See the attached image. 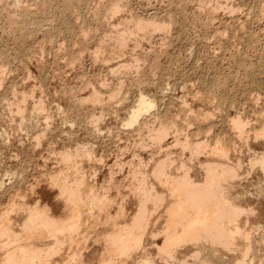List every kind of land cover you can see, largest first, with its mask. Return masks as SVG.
<instances>
[{"label": "bare ground", "instance_id": "1", "mask_svg": "<svg viewBox=\"0 0 264 264\" xmlns=\"http://www.w3.org/2000/svg\"><path fill=\"white\" fill-rule=\"evenodd\" d=\"M9 1L13 3L12 6L8 5L3 9L0 7V21L3 22L2 27L8 29L11 35L14 36L13 33L16 32L14 36L16 40L25 42L28 36L31 37L32 34L42 30L46 20L55 23L53 30H49L50 34L54 32L64 34L71 42L79 34L87 38L95 31L89 26L87 28L85 21H81L84 11L90 9L89 0H34V10L29 9L32 5L24 6V0ZM3 2L5 0H0V4ZM190 2L191 0H181V4L178 5L183 14H187V4ZM125 3L123 0H111L107 6L105 18L102 17L103 11L101 13L96 10H93L96 13L94 12L92 17L97 21H112L120 15V12L124 13L127 7ZM21 5L24 8H21ZM209 5L211 6V3ZM98 6L101 7V4ZM98 6L97 8L95 6L97 10H99ZM210 6L207 5L205 9L209 7L210 10ZM223 6L226 7V5ZM220 7L218 9H222ZM201 9L205 11L204 7ZM212 10L215 11V8ZM230 10L232 13L236 9ZM263 10L261 12H264ZM256 11L258 10L254 13ZM216 13L218 12L215 11L213 14ZM69 14L77 22L71 20L72 18L69 19L67 17L70 16ZM137 15H127V18L123 21L121 19L122 22L117 25L112 23L110 27H113L112 30H115L117 34L109 41L112 40L114 44L110 46L109 42L106 43L110 34L105 41L100 40V44L102 41L105 47H100V52L96 53L97 60L105 58L101 55L104 51L107 53L106 49L111 51L108 56L115 57L120 51L122 54L128 49L132 41L137 48L142 40H152L153 36L159 32L168 35L177 25L175 15L169 21L163 22L155 19L147 20ZM249 17L251 18L250 15ZM252 17L255 18L253 15ZM244 25L242 24L241 27L243 30ZM248 35L245 38L252 43V38L256 35L252 36L251 33L249 37ZM256 38L259 37L256 36ZM50 40L51 37L48 38V42L53 41ZM260 41H257L258 45ZM44 43L42 49L40 47L41 54L45 52ZM255 46L257 47L256 43ZM259 48H262V55L259 53V65H261L259 71L264 74V46ZM6 50H0V60L2 58L5 61L2 66L4 68L0 70V88L5 85V74L9 70L10 57ZM255 55L258 56L256 53ZM80 56L72 53L69 56V65H75L82 57ZM243 57L247 60V56H242L240 59ZM131 60L119 64L116 68H110L111 75L119 76V80L115 82V88L104 92L106 87L105 89L94 87L88 97L72 96L74 104L70 108L78 111V119L76 118L77 122L65 119V113L64 121L71 124L70 129L76 125L84 129L90 137L100 139L103 136L102 125L106 116L112 114V117L115 115L116 119L121 105L128 97L127 91H124V78L135 74L137 77L131 83L133 82L140 89L137 99L132 107L128 108L126 117L122 119L123 129L131 130L139 138L137 139L140 147L145 148L148 142L153 141L156 149H161L160 152L165 150L164 142L167 138L173 136L174 145L172 146L176 151L170 150L171 147L168 152L167 147L164 155L155 162L149 161L150 159L145 162L140 155L137 157V162L133 160L136 157L131 159L132 163L131 161L119 162L114 164L118 168L117 175L110 170L109 177L104 178L103 183L97 182L98 174L93 164L100 162L103 165L105 156L101 154L99 157L95 144L78 141L73 130L64 131L65 137L63 133L60 136L72 145H64L60 151H57L52 135L55 130L52 113L45 100L37 99L35 89L23 92V96L21 95L22 97L17 101L6 99L11 120L16 122L20 132H25L28 136L32 133L35 145L31 144L30 150L40 149L46 144L49 147V154L56 156V167L50 170L45 166L44 170L40 171L36 182L30 184L28 167L22 162L16 164L17 167L9 163L6 151L11 145V137L6 131L0 130V264H263L264 257L261 258V252L264 249L261 244H263L264 235L261 232H264V227L261 226L262 223L254 222L257 216H260L259 206L264 204V149H257L260 145L264 147V116L258 118L259 116L253 115L254 118H258L256 119L260 124H257L254 119V122L250 119L251 113L250 117L241 115L242 112L240 113V109L236 106L237 113L229 114L228 107L232 102L229 97L232 96V88L222 94L228 83L226 80L224 82L220 75L219 77L216 75L212 85L207 88V92L198 97L202 102V109L194 111L188 109L186 105L183 108L193 114H190L192 116L190 122L180 121L179 116L171 115L167 109L155 112L160 96L151 95L144 90L143 85L150 83L151 78L140 70L142 63L140 58L134 57V60ZM103 61L105 62V59ZM245 64L242 63L239 66L240 69L253 70V65H249L254 63L248 66ZM154 68L157 70L156 67ZM151 72L155 74L154 71ZM237 73L239 71H236ZM142 74L145 77H142ZM258 83L253 82L252 85H258ZM101 84V86L107 85L105 81ZM163 90L159 89V92ZM257 96L251 98V101L254 100L252 103L258 102ZM30 101L33 103L29 104ZM205 105H216V111L222 117L219 125L221 134L207 135L211 130L213 133L214 129H217V125H211L217 112L214 110H212L214 112H207ZM230 107L233 106L230 105ZM58 110L63 113L66 111L61 106H58ZM182 115L185 117L184 113ZM186 124L190 129L196 126V131H185ZM123 129L121 131H124ZM205 134L207 137L202 138ZM251 140L253 143H250ZM139 145H137L138 148ZM243 148H247L251 154L245 176L243 173L245 165L237 156L242 153ZM23 152L27 154L29 151L23 150ZM20 154L15 155L18 160ZM187 154L190 156L188 159L185 158ZM27 155L30 157L29 154ZM156 157L159 156L156 155ZM118 175L122 176V180H118ZM9 182H11L10 185H8ZM247 182L250 184L247 185ZM43 185L47 186L51 193H56L54 205L45 204L38 198L39 189ZM128 189L133 193L130 192L133 196V204L136 206L132 214H127L130 194L125 193V190L128 191ZM253 204H257V208L251 207ZM59 206L62 207L63 213L57 215L55 209ZM159 225L160 229H158ZM255 233L258 235L254 237ZM92 243L98 249L94 248L92 252H89Z\"/></svg>", "mask_w": 264, "mask_h": 264}, {"label": "rangeland", "instance_id": "2", "mask_svg": "<svg viewBox=\"0 0 264 264\" xmlns=\"http://www.w3.org/2000/svg\"><path fill=\"white\" fill-rule=\"evenodd\" d=\"M33 1L34 0H26L27 2L26 3L24 0L25 5L24 4L22 5L24 6H26V4L32 5L31 7L30 6L27 7H30L29 9L32 8V10H34L35 6ZM89 1H90L89 2L90 9L88 8L84 11V13L82 14L83 19H81V21L86 22L87 28L89 26L92 30L94 28L95 31L96 30L97 31L95 32L93 30L94 31L93 34L89 35L87 38L79 36L80 35L79 34L76 39L72 40L73 42H71L70 40L69 42L64 34L61 35L55 32L50 34L51 32H49V30L52 31L55 25V23L51 20H46L42 30L32 34L31 37L28 36L25 42L21 40H16L15 39L16 37H14L16 36V32L13 33L15 34L14 36L11 35L7 31L8 29L6 30L4 29V27H2L4 25L3 22L0 21V50L3 51L7 49L5 52L8 53L7 55L8 57H10L9 70L5 74L6 82L5 85H3L0 88V130L6 131L11 137V145L6 151L8 155L7 158L9 160V163L13 165V167H17L15 165L18 164L19 162L25 164L29 170L28 181L30 184L36 182L37 177L40 175L39 174L40 171H42V169L44 170L45 166L49 167L50 170H53L54 167H56V159H55L56 156L49 154V147L46 144L41 146L40 149L37 148L35 150L34 148L33 150L32 148V151L30 150L31 144L35 145V141H33L34 139L32 137V133L29 134L28 136L27 134H25V132H20L19 128L16 125V122H13L11 120L12 117L10 116L11 114L9 113V110H7L8 108L5 101H7L8 99L17 101L23 96L22 95L23 92L26 93L31 89L33 90L35 89L37 99L42 98L43 100L46 101L48 109L52 113L53 116L52 123H53V127H55V130L52 132V135L55 142V149L57 151H60L64 145H72V143L68 142L65 139H62L60 136L63 133L65 137L64 131L73 130L76 133V137L78 141L91 142L95 144L96 151L99 157L101 154L105 156L104 157L105 164L103 163V165H101L100 162L98 164H93V166L96 167L95 170L98 174L97 182L103 183L104 181L103 179L109 177L110 170L111 172H115L117 175L118 168L114 164H118L119 162L129 163L131 161L130 163H132L133 161L131 159L133 157L134 158L136 157V159L133 160L134 162H137V157L139 155L143 156L145 162H147L148 159H150L149 161L151 162H155L158 158H160V156L164 155V152L167 149L169 152V149L172 147V149L170 150L174 152L176 151V149H174V147L172 146L174 145L173 136L167 138V141L164 142L165 150L164 151L162 150L163 152L162 151L160 152L161 149H156V146L153 145L154 144L153 141L147 143V146L145 147L146 149L144 147H140V145L138 144L139 138L136 135H134V133L131 132V130L127 131L126 128L123 129L122 119L126 117L127 110H129L132 107L135 99H137L140 89L137 88L138 86L135 85L133 82L131 83V81H133V79L137 77V75L135 74L129 75L126 79L124 78L125 81L124 91L125 92L127 91L126 93L128 97L125 100V102L121 105L122 107L120 110L118 108L119 105L117 106L119 113L116 119H115L116 116L114 115V117H112L113 116L112 114L106 116L105 122L102 125L103 136L100 137V139L97 137H90L89 134L85 133L86 131L79 126L75 125L73 128L70 129L71 124L69 122L66 123V121H64L65 119L68 118V120L77 122L78 119V111L74 108H70L74 104L72 96L88 97L91 94L94 87L98 89H100L101 87L105 89L106 87L107 88L106 91H104V89L103 91L107 92V90L113 88L116 85L115 82L119 80V76L116 75L114 76L113 74L111 75L110 70L116 68L119 64L123 62H130L132 61L131 59L134 60V57L141 59L142 63L140 66L141 68L140 70L142 71V73H145V75L151 78L150 83H146L145 85H143L144 90H147V92H149V94L151 95L157 94L158 97L160 96L159 102L157 104V109L155 110V112L165 111L167 109V111L171 115H175L176 117L179 116L180 121L182 120V122L185 121L190 122L191 121L190 119L192 118L191 115L193 114L189 112L188 109L198 111L197 109L203 108L202 102L199 101L198 97H200L202 93H206L207 88L210 87L212 85V82L215 80L216 78L215 76L217 75L219 77L220 75L221 77H223L222 79L224 80V82L226 80L228 83V86L224 87L222 94H225L226 92L231 90L230 88H232V93H231L232 96L229 97V99L231 98L230 101H232L229 103V107H228L229 114L235 115L237 113L236 108H239L240 113L242 112L241 115L247 117H250L252 115L250 119L252 121L254 119L255 123L260 124L257 121V119L262 118L264 116V113L262 114V111L264 112V74H261L262 72L259 71L261 70V65H259L260 64L259 53L262 55V51H261L262 48L259 47L264 46L263 45L264 12H261V10H263L264 7L263 6L264 0H219V1L215 0L217 2H215L214 0H209V1L191 0V2L187 4V8H188L187 14H183L178 7V5L181 4V0H123L124 3L126 2L125 4L127 5L124 13L122 14L120 12L119 13L120 15L118 14L119 16H116L112 21L106 20L107 22L105 20H103V22L102 20L97 21L92 16L93 14L96 13V11H100L101 13L103 11L102 17L104 16L106 17L107 14L106 11H108L107 6L111 2V0H89ZM202 3H206L208 6H210L209 4L211 3L210 6L211 9L209 10V7L208 9H205L207 5ZM215 3L222 6V7L219 6L222 9H218L219 7H217L216 6L217 4L215 5ZM99 4H101V7L98 6ZM8 5L12 6L13 3H11V1L9 0H5L3 4H0V7L1 9H3V8H7ZM22 5L21 8H24V6ZM223 5H226L227 9ZM95 6L96 8L98 6L99 10H97ZM201 7L202 8L204 7L205 11H202ZM213 8H215V11L218 12L215 15L213 14L215 12L214 10H212ZM230 9L232 10L236 9V10L230 13L231 12ZM199 10H201L200 13ZM255 10L258 11L260 10L259 12L261 14H259L258 11L254 13ZM130 14L133 15L138 14L137 16H140L141 18L147 20L155 19L158 20V22L169 21L170 18L173 15H175L176 16L175 23L177 25L173 28V30L170 33H168V35H165L164 32L162 34L161 32H159L153 36L152 40H144V41L142 40L140 46L137 48H135V43L132 41L128 49H126L122 54L121 51L120 53L118 52L119 54H117V56L115 57L108 56L110 55L111 51H108V49H106L107 53H105L104 51V54L101 55L102 57L105 56L104 58L105 62L103 61L104 60L103 58L97 60L96 53L98 51L100 52V47L101 48L105 47L102 45L103 43L102 41H105L107 39L106 37H108V34H110V36L106 40V43L109 42L110 46H113L114 44L112 40L109 41L110 38L113 39L117 34L115 30H112L113 27L112 28L110 27L112 26V23L117 25L120 22H122L125 18H127V15ZM208 14L210 15L212 14V15L209 16ZM69 15L70 16H67L69 19L72 18L71 20L77 22L76 19L71 17V14ZM249 15L251 16V18H253L252 17L253 15L256 19L255 18L251 19ZM155 16L157 18H154ZM246 19L248 20L246 21ZM251 20L252 22L253 21L256 22L252 23ZM242 24L243 25L245 24L243 26V28L245 27L244 28V30H246L245 32L241 28ZM241 30L243 31L240 32ZM224 32L225 35L223 34ZM247 33L249 35L251 33L252 36L255 34L260 39L256 38L255 36L252 38V43H250L251 40H247V38H245L248 35ZM17 36L19 37L18 33ZM49 37H51V40H53L52 42H48ZM102 37L104 38V40ZM255 39H257V41L261 40L259 45ZM100 40H102L101 44H100ZM46 42H48V44ZM43 43H44L43 48H45V52L44 54H41L40 47L42 49ZM64 43L65 45H62ZM253 43L254 45H252ZM255 43L257 47L255 46ZM250 45H251V49H249ZM253 46H255L256 48ZM82 47L84 48L85 52L83 51ZM245 47L246 49H248V51L245 49ZM80 48L81 50H78ZM79 51L82 52L80 53ZM163 51L165 52L164 54ZM156 52L157 53L160 52L161 54L158 53L160 54L158 55ZM56 53H60L61 55L58 56ZM72 53H76L77 55L82 56V57L80 56L81 57L80 60L75 65H72L73 67L69 65V59H70L69 56H71ZM255 53L258 56H256ZM145 54L146 56H144ZM239 55L240 57L247 56L246 57L247 60H245V57L240 59ZM254 55L256 57H254ZM237 57L239 58L235 59ZM158 59L160 60L158 61ZM250 60L252 62H250ZM237 63L238 66H236ZM242 63L243 64L246 63L247 66L250 63H254L249 65V66L253 65L252 67L253 70L250 69L249 71H245L244 69H240L239 66L242 65ZM4 64L5 61L4 59L1 58L0 60L1 71L4 68L2 67ZM150 67L151 69L149 70ZM154 67H156L157 70H155ZM238 68L240 70H238ZM151 71H154L155 74L154 73L152 74ZM236 71L237 72L239 71V73L236 74ZM143 76L144 74H142V77ZM236 76L238 77L236 78ZM259 76L261 78H259ZM226 77L229 79H227ZM104 81L105 84L107 85L101 86L102 85L101 82L103 83ZM253 82L256 83L259 82V83L258 85H252ZM159 89H164V90L163 92H159ZM13 90H15L16 92H14ZM256 96L259 97L256 100L259 102V103L256 102L257 105L256 103H252L254 102V100L251 101V98ZM232 99L235 100L234 102L236 103H234ZM32 103H33L32 101L29 102V104ZM232 103L234 105H232ZM182 105L184 106L182 107ZM185 105L188 108L187 110L183 109L185 108ZM230 105L233 106L234 108L233 107L231 108ZM58 106H61L64 109V111L65 110L66 111L64 113L63 111L59 112ZM117 108L115 109V111L117 110ZM69 110L72 111L70 112ZM205 110L207 112H214L216 111V105H205ZM85 111L86 110H84V112ZM84 112L82 111V113ZM97 112H100V110H97ZM245 112L247 114H245ZM252 112L254 113L252 114ZM68 113L70 114L68 115ZM180 113L182 114L184 113L185 117H182L183 115L182 114L180 115ZM187 113L189 114L187 115ZM64 114L66 117V118L64 117L65 119L63 118ZM185 114L188 117H186ZM253 115L259 117L254 118ZM74 118L77 119L75 120ZM187 118L189 119L186 120ZM213 120L214 121L212 122L211 125L214 126L217 125L216 126L217 129L216 130L214 129L213 133L211 130L210 131L211 133L209 132L207 135L209 134L213 135L214 133L221 134V127L219 126L220 122L222 121L221 115H219V113L217 112V115L216 117H214ZM42 122L43 121H41V123ZM188 126L189 125L186 124L185 131L188 130L189 132L196 131V126L191 127L192 129H190ZM40 127L42 128L41 125ZM186 127H188L189 129ZM122 129L124 131H121ZM109 131H111L112 133L111 132L109 133ZM205 135H203L202 138H206L207 135L206 136ZM250 143H253V141L251 140ZM137 145H139V148L137 147ZM143 148L144 151H142ZM254 148L257 147L254 146ZM257 149L262 150L264 149V147L260 145V147ZM23 150H28L29 152L27 154H29L30 157H27L28 155L25 154ZM177 152L179 154L180 149ZM17 153L19 154L22 153V155L20 154L21 156L19 157V160L15 157ZM241 154H239L241 156H239L238 154L237 156L241 158L243 164L245 165L243 166L244 167L243 173L245 176V174L247 175L246 171H248V167H249L248 160H250L249 157L251 156V154H249L247 148H243ZM156 155H158L159 157H156ZM237 156L235 155V158H237ZM9 158L12 159L10 160ZM14 158L15 160H13ZM177 158H179L178 155ZM185 158L187 159L190 158L189 154H187ZM10 164L8 166H10ZM117 177L118 180H122L121 175H118ZM10 184L11 182L8 183V185ZM128 184L129 183L127 182V185ZM249 184L250 183L247 182V185ZM128 186L127 188H129ZM39 190L40 191L38 193L39 195L38 198H40L43 203L49 205L55 204L56 193H51V191H49L47 186L45 185H43V187H41V189ZM130 192L131 191H129V189L128 191L125 190V193H127L128 195L130 194ZM132 194L129 195L127 214L129 213L132 214L136 210V206L133 204ZM113 195H115V192H113ZM33 199H35V197ZM257 206H258L257 204H253L251 207L257 208ZM259 208L260 210L258 211L260 212L259 213L260 216L259 215L257 216V219L254 223L255 224L262 223L261 226L264 227V204L263 206H259ZM114 211L115 210H113V212ZM161 212L162 210L160 211V214ZM55 213L57 215L62 214L63 213L62 207L61 206L57 207L55 209ZM160 227L161 226L159 225L158 229H160ZM255 234L254 237L258 235V233L256 235ZM261 234L264 235V232H261ZM262 243L263 244H261V247L264 249V240L262 241ZM92 246L89 252H92L94 248L96 250L98 249L94 244ZM263 252L264 250L261 252V258L264 257ZM262 263L264 264L263 259H262Z\"/></svg>", "mask_w": 264, "mask_h": 264}]
</instances>
